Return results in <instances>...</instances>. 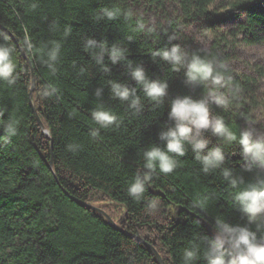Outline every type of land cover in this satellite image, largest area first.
Instances as JSON below:
<instances>
[{"label":"trees","instance_id":"16d2710c","mask_svg":"<svg viewBox=\"0 0 264 264\" xmlns=\"http://www.w3.org/2000/svg\"><path fill=\"white\" fill-rule=\"evenodd\" d=\"M262 2L0 0V31L9 35L18 66L14 87L0 83V121L7 122L11 117L19 122L15 137L0 139V264H158L149 245L163 264H183V250L190 243H202L203 237L214 239L215 217L222 216L230 225L243 226L246 219L233 205L232 190L220 170L203 173L187 145L186 155L178 157V168L168 175L154 173L141 200L130 197L127 188L135 175L144 171L143 151L153 144L164 146L159 133L171 123V99L185 95L199 99L207 91L186 84L183 69L174 71L164 61L154 59L153 50L177 43L189 55L199 53L223 60L241 92L227 111L212 103L210 109L223 116L237 134L249 127L254 111L264 105L257 88L264 72L259 66L251 72L234 68L229 47H235L237 40L233 29L225 25L227 17L233 16L231 21L241 36L239 42L260 46L264 41V13L259 10ZM113 4L132 11L138 6L158 10L170 6L176 14H166L165 23L158 26L141 19L145 29L140 31L135 28V19L98 18L102 8ZM218 8L225 11L219 13ZM193 24L210 34L208 47L195 45L187 34ZM66 26L72 28L67 38L63 37ZM24 27L38 48L51 40L61 42L55 75L36 56L30 58L24 52ZM88 37L126 47L127 58L141 64L150 78L167 80L168 97L164 102L156 106L144 97L122 64L111 65L106 58L111 71L103 73L83 48ZM109 80L135 86L143 110L133 114L126 102L112 99ZM49 83L56 84L60 91L56 96L42 98L41 89ZM101 86L104 91L97 98L95 89ZM98 102L117 115L120 126L99 129L98 137L92 138L90 132L98 126L91 119V110ZM205 135L212 141L210 147L219 144L223 148L225 166L233 169L242 187L264 179V170L244 171L236 142L222 144L210 132ZM3 136L0 128V137ZM69 145L79 147L70 151ZM204 193L210 197L206 211L195 209L191 203L194 196ZM152 199H157L160 206L149 213L147 203ZM82 204L97 206L121 230ZM259 235H264V231ZM195 264L206 262L200 259Z\"/></svg>","mask_w":264,"mask_h":264},{"label":"clouds","instance_id":"9594fccd","mask_svg":"<svg viewBox=\"0 0 264 264\" xmlns=\"http://www.w3.org/2000/svg\"><path fill=\"white\" fill-rule=\"evenodd\" d=\"M35 7V5H33ZM123 17L125 21L135 19V28L143 31L145 24L136 17L131 10H125L117 4L102 8L98 18L113 21ZM56 26L53 25V31ZM150 32L154 29H149ZM71 26L63 29V37L71 35ZM22 48L31 58L36 56L40 63L45 65L52 75L57 72V64L60 60L62 44L58 40L48 41L43 47L35 46L29 29L23 28ZM132 37H129L131 40ZM83 48L89 52L94 63L100 67L103 73H110L111 65L122 64L126 74L139 86L144 97L161 105L168 97L169 84L167 80L150 78L141 64H136L127 58V48L106 41H97L88 37L83 42ZM14 46L10 43V37L6 32L0 31V83L9 88L17 83V63L13 58ZM152 57L158 58L168 64L174 71L183 69L184 81L188 85H196L207 89L204 96L195 99L192 96H176L169 104L168 120L171 122L166 128H162L159 139L164 146L150 145L143 151L142 173L135 175L128 185L127 192L135 200H141L146 192V186L153 179L157 171L168 175L173 173L180 165L178 157L186 155V145L191 148L194 158L201 165L203 173L220 170L223 179L232 190L230 199L235 208L246 219L241 225H230L222 216L215 217L214 239L203 237L201 242L190 243L183 250V264H195L203 259L206 264H264V179L246 183L233 175V169L225 166L226 156L219 144L211 146L212 141L205 135L211 134L222 144L236 142L239 146V155L242 158L244 171L251 172L254 169L264 170V133L254 128L245 127L237 132L233 131L226 123L225 118L213 114L210 103L227 111L233 101L238 99L241 88L233 82V77L228 74L227 64L214 57L202 56L199 53L189 55L182 47L173 43L151 52ZM108 88L111 98L126 102L133 114L143 110L141 97L137 94V88L117 80H109ZM60 89L54 83H49L41 89L42 98L56 96ZM104 87L95 89V96L101 97ZM91 119L98 126L90 132L92 138H97L99 129L119 127L120 121L116 114L98 102L91 110ZM18 121L9 118L7 122L0 121L4 136L0 139L15 137L18 133ZM79 145H69L70 151H75ZM210 197L208 194H197L192 200L195 209L206 211ZM160 203L157 199L149 200L147 211L153 213L158 210ZM254 225L255 228L250 227ZM206 244L207 247H202Z\"/></svg>","mask_w":264,"mask_h":264},{"label":"rangeland","instance_id":"374dc122","mask_svg":"<svg viewBox=\"0 0 264 264\" xmlns=\"http://www.w3.org/2000/svg\"><path fill=\"white\" fill-rule=\"evenodd\" d=\"M259 10L264 13V2L259 4ZM225 9L218 8L219 13H223ZM133 12L138 15L146 24L158 26L165 23V15H175L176 9L167 6L166 10H158L147 8L144 6L134 7ZM229 21L225 25L228 29H233L237 43L235 47L230 46L229 51L232 56V64L234 68L238 71L251 72L255 67H262V72H264V41L260 46H246L240 43V33H236V27L233 21V16L227 17ZM187 34L192 38L195 45L200 47H208L211 43V36L199 25H190L187 28ZM255 71V70H254ZM258 93L264 101V76L258 82L257 85ZM253 118L249 122V128H254L259 130V132L264 131V105H260L257 110L253 113Z\"/></svg>","mask_w":264,"mask_h":264},{"label":"water","instance_id":"95a60500","mask_svg":"<svg viewBox=\"0 0 264 264\" xmlns=\"http://www.w3.org/2000/svg\"><path fill=\"white\" fill-rule=\"evenodd\" d=\"M31 76H32V83H31V89H30V92H29V102H30V105L32 106L31 95H32V92H33V89H34V76H33V72H31ZM33 111L35 112V109L34 108H33ZM36 119H37V122H38L39 126L41 127V129L43 131V134L45 135V137H48V133H47L46 130H44L43 124L41 123V121L39 120L38 117H36ZM82 205L87 206L88 208L93 209V210L99 212L100 214H102L104 216V218L106 219V221L112 227H114V228H116L118 230H121V228L118 226V224L115 222V220L111 219L108 214H106L104 211H102L97 206H95L93 204H82ZM136 239H138L139 241L143 242V240L140 239L139 237H136ZM149 247H150L152 253L154 254V256H155L158 264H163L162 259H161L160 255L157 253V251L152 246L149 245Z\"/></svg>","mask_w":264,"mask_h":264}]
</instances>
